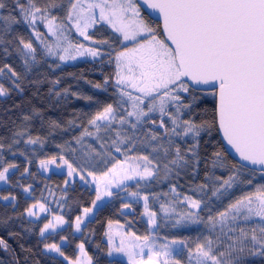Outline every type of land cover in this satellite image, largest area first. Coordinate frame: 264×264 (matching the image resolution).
Wrapping results in <instances>:
<instances>
[{"label":"snow or ice","instance_id":"obj_1","mask_svg":"<svg viewBox=\"0 0 264 264\" xmlns=\"http://www.w3.org/2000/svg\"><path fill=\"white\" fill-rule=\"evenodd\" d=\"M143 3L159 14L162 32L159 24L153 27L141 15L138 0H46L43 6L37 0H13L12 11L18 15H12L11 12L7 16L0 15V21L4 22V35L0 36V44L12 45L13 39L17 40L16 51L24 59L25 68L29 71V62H36V48L31 40L26 41L23 36L7 39L13 24L26 25L51 56L58 53L51 44L41 39L37 21L44 24L49 36H62L67 40L64 29L70 25L85 40L101 45V48H95L69 42L68 47L63 48L64 54L59 55L61 61L75 59V56L69 54V49L73 47L77 55L86 53L100 59L104 55V46L111 49L107 55L110 62L115 64L114 87L119 98L115 105L109 103L102 111H98L89 119L88 124L97 131L102 127L99 122H107L104 127L113 123L127 125L133 135L125 134L121 137L117 133L107 149L101 144L104 151L95 153L100 160L93 167L109 163L106 157H110L114 163L99 173L78 169L63 155L59 156V160L67 165L70 178L79 175L87 184V176H91L92 183L95 184L92 206L83 207L82 215L75 217L73 231L83 232L82 226H86V220L98 206L97 202L118 194L112 189H120L124 187L125 181L136 177L148 181L157 178L161 167L150 158V154L135 157L128 155L135 150V133L138 127L151 124L153 127L147 130L148 135L141 140L142 143L160 140L162 137L157 128L163 129V136L168 138L169 147L163 149L167 159L162 167L163 179L168 180L174 170L178 177L181 170H190L195 177L201 163L200 148L203 142L204 145L212 146L210 154L204 157L205 167L228 169L231 173L214 188L213 196L219 199L235 184L254 189L247 190L235 203H230L227 209L218 211L215 215H212V209L209 208L206 219L197 211H189L175 221V226L182 223L205 224L210 233H215V240L206 238V243H197L194 250L189 249V264L193 260L195 264H253L256 259L264 264V183H253L257 173L264 178V0H143ZM5 7L3 0H0V9ZM65 8L66 15L63 19L53 14L54 11H64ZM101 22L107 24L115 35L99 41L92 40L87 30ZM59 46L58 39L57 47ZM4 51L7 53V47ZM4 69L10 73L12 88L23 92L21 74L8 64L0 68V74H4ZM42 82L30 81L36 85ZM108 83L109 78H106L104 85ZM93 87L103 88L98 83L93 84ZM11 90L0 83V97L10 95ZM201 94H210L214 98L215 106L210 118L199 111L203 103ZM60 95L61 93H56L57 97ZM119 108H123V112L117 119ZM33 112L40 115L35 109ZM156 113L159 114L158 124ZM23 119L28 121L31 117L25 115ZM50 127L55 129L60 125L51 121ZM84 135L91 136L92 133L85 128L76 142L80 143ZM173 137L187 147L182 150ZM21 139L25 145L40 144L43 147L39 136L34 138L20 128L13 132L8 144L7 150L12 155L17 154L13 146L18 145ZM145 146L149 144L145 143ZM4 150L5 145L0 142V151ZM113 150L124 155L125 160H118L112 154ZM229 150L235 153L238 161L231 160ZM152 151L156 152L158 149L153 146ZM172 152L174 155H170ZM20 155L24 153L20 152ZM57 159V156L41 159L39 166L48 171V165L55 163ZM134 160L144 161L143 166L133 164ZM28 162L31 163L30 160ZM15 168V163H8L0 168V181L7 183V174L10 169ZM23 174H31L28 167L24 168ZM211 176V173H205L206 179ZM215 179L219 181L221 177L216 176ZM68 183L66 180L65 185ZM31 187L28 185L23 191L27 194ZM206 187V184L199 185L201 190ZM124 190L127 188L124 187ZM172 191L176 192L175 185L172 186ZM129 195L136 197L139 194L130 192ZM140 198L145 201L149 233L143 237L133 233H114L111 231L112 222L109 221V230L105 232L107 255L112 257L114 253H120L127 257L128 264H181L178 259L179 249L175 246L184 242L171 240L158 244L151 231L157 227L156 213L147 212V196ZM0 199L15 201L16 197L4 196ZM184 202H187L189 209L202 210V203L208 207L206 202L188 195L183 197L181 203ZM123 207L129 208L130 204L124 203ZM161 208L167 214L168 210L163 205ZM36 209L42 213L50 211L45 203L36 201L25 210V215L39 219ZM2 223L6 224L7 221ZM68 223L63 215H54L53 219L39 229L40 241H46L49 232H56L59 227ZM25 231L31 232V229ZM9 235L17 236L19 233L10 232ZM117 237L120 238L118 244ZM126 237H131V241L142 242L132 243ZM67 240L66 236H61L62 242ZM20 246L24 248L23 244ZM76 247L78 255L75 260H71L59 244L44 242V252L56 253L67 260L68 264H98L97 260L89 256L83 242ZM0 248L9 251V245L3 238H0ZM97 248L103 251L99 245ZM14 264H20L19 260H15Z\"/></svg>","mask_w":264,"mask_h":264},{"label":"trees","instance_id":"obj_2","mask_svg":"<svg viewBox=\"0 0 264 264\" xmlns=\"http://www.w3.org/2000/svg\"><path fill=\"white\" fill-rule=\"evenodd\" d=\"M37 2L43 6L46 0H37ZM3 3L6 7L0 9V15L7 16L10 12L12 15H18L17 12L12 11L13 0H3ZM53 14L63 19L66 15V8L64 11H54ZM141 15L152 23L153 27L158 25L152 22L142 11ZM3 29L4 22L0 21V36L4 35ZM89 34L92 40L96 41L107 39L110 35H115L111 32L108 25L104 23L97 24ZM17 36H23L26 41L31 40L33 47L36 48V62H30L31 70L26 69L25 71L24 91L21 93L20 105L13 125L11 139L13 132L23 128L32 137L39 136L43 141V147L40 144L25 145L23 139H21L18 145L13 146L17 154L12 155L8 151L7 156L0 163V168L6 166L8 163H15L17 165V168L11 169V173L8 175V182L4 187L0 188V197H16L15 201L11 199H0V238L5 239L9 245V251L7 252L0 248V264H14L15 260H19L20 264H37V261L39 264H67L68 261L62 256L55 257L44 252V242H55L60 245L62 242L61 236L68 238L67 242H64L61 248L64 254L71 260H75L78 255L77 244L83 242L89 256L97 260L98 264H126L122 261L107 257V245L104 242V234L106 227L109 225V221L117 225L122 224L123 221H129L132 223L135 233L138 236L143 237L147 235L149 229L140 216V206L130 205L136 212L137 217L135 220L121 217L119 210L125 203L121 198L126 193L124 189H121L115 192L118 193L117 195L111 197L109 201L96 210L93 218L86 222V226H82L83 232L74 234L72 224L75 221V217L82 215L83 207L92 206V201L95 199V191L89 184H85L79 175H74L70 178L68 176L67 165L59 160V156L63 155L74 167L99 173L106 170L107 167H111V163L114 162L110 160V157H106L105 159H108L110 161L109 163L99 164L97 167H93V164L100 160V157L96 156L95 153L104 151L101 148V144H104L107 149L117 133L121 137L125 134L133 135L130 129L117 127L115 123L107 127L102 126L99 131L93 129L88 124L89 119L98 111H102L103 107L109 103L115 105V101L119 98L114 87L115 64L110 62V57L107 55L111 49L107 46L103 47L102 51L104 55L102 59L99 58L91 62H78L75 65H62L59 60L50 59L46 56L34 42L26 25L13 24L10 26L7 39H13ZM73 40L76 41L75 43L83 44L84 46L101 48V45L93 44L91 40H79L74 36ZM17 46L18 41L14 39L12 45L0 44V68H3L4 64L9 65L19 55L16 51ZM114 46L119 47V45ZM5 47H7V53L4 51ZM106 78H109V83L104 85ZM37 80L43 82L39 85L30 83V81ZM53 81L58 82L53 84ZM97 83L101 84L103 88H94L93 84ZM37 87L39 88L38 93ZM49 89H52V91L49 92ZM65 90H67L66 94ZM57 92L61 93L59 97L56 96ZM201 96L203 103L199 111L210 118L215 106L214 98L210 94L206 96L201 94ZM84 97H91L92 99L87 100ZM33 109L37 110L40 115H35ZM25 115L31 117V119L25 121L23 119ZM51 121L58 122L60 127L55 129L51 128ZM69 121H72V123L69 124ZM157 122H159L158 118ZM152 127L151 124H144L138 127L135 133V150L129 154L131 156H138V154L143 153H145L144 155L150 154V158H153L154 162L158 163L161 167V171L156 179L143 184L137 183L136 185L143 196H152L149 205L152 212H155L156 215L160 216L158 206H154L153 203L155 199H158L163 204L168 201H173L174 203L180 200L176 199L173 195V185L176 186V192L174 194L179 195L180 198L188 195L193 199L207 203L208 207H205L202 203V210L198 211L205 219L209 215V208L212 209V215H215L216 212L224 210L233 199L246 193L247 190L253 189L250 186L235 184L233 188L229 189L219 199L213 196L214 188L219 186L223 179H227L231 173L228 169H212L210 166L205 167L204 157L210 154L212 146L210 144L204 145L203 142L200 148L201 163L195 177L191 175L190 170L188 172L181 170L178 177L174 170L168 180L163 179L162 167L167 162L163 149L169 147L167 143L168 138L163 136L164 130L157 129L162 137L160 140L145 141L149 146L146 147L145 143L141 142L148 135L147 130ZM85 128L92 135H84L80 143H77V138L81 137ZM26 138L24 137V139ZM173 140L180 144L182 150L187 147L183 142L175 138ZM153 146L158 151L153 152ZM20 152H23L24 155H20ZM113 153L114 150L112 151ZM170 155H174V152ZM26 156L27 159H25ZM52 156L58 157L53 164L62 165L65 168L63 171H50L45 173L40 168L39 161L41 159L51 158ZM29 160L31 163L28 162ZM25 167L29 168L31 174H23ZM230 167L231 165H229V169ZM206 172L212 174L210 179H206ZM216 176H220L221 180L217 181L215 179ZM259 178L260 175L257 173L253 183H264ZM66 180L69 181L67 185H65ZM201 184H206L207 187L201 190L199 188ZM28 185L32 187L30 192L26 194L23 188ZM127 190H134V188L127 187ZM47 196H52V200L57 206L56 209H51L50 212L37 220L25 215L27 208L36 201L45 203L44 200ZM57 214L63 215L69 223L60 231L47 235L46 241L41 242L39 229ZM3 221H7V223H2ZM28 228L31 229V232L25 231ZM10 232L19 233V235L10 236ZM154 234L166 240H180L184 242L186 245L185 250L181 257L178 258L181 264H189V249L194 250L197 243H206V238H208L205 231H199L196 228L172 231L169 227L165 228L160 225H158ZM21 244L24 245L23 249L20 246ZM98 245L103 251L97 248ZM24 249H28L29 251H25ZM253 264H261V261L256 259L253 261Z\"/></svg>","mask_w":264,"mask_h":264},{"label":"rangeland","instance_id":"obj_3","mask_svg":"<svg viewBox=\"0 0 264 264\" xmlns=\"http://www.w3.org/2000/svg\"><path fill=\"white\" fill-rule=\"evenodd\" d=\"M98 24H100V23H98ZM96 25L90 27L87 30L88 33L93 28H95ZM37 30L41 33V39H43V40L47 41V43L51 44L52 47L54 48V50L58 53V55H56V56L48 55L47 52H46L45 46L43 44H41L40 40H38L35 36H33L32 33H31V30H29L31 36L34 39V42L46 54V56H48V58L59 60L60 61V64H62V65H75L78 62H83V61L91 62V61H95V60H98L99 59V58H94V57H92V56H90V55H88L86 53L84 55H77L76 49L74 47L69 49V54L71 56H75V59L68 58V59H65L64 61H61L59 59V55H63L64 54L63 53V48L68 47V43L69 42H71L74 45L75 44H78V43H75L76 41L73 40V36L76 37L79 40H84L85 41L84 37L83 36H80L76 32V30L74 28H71L70 25L67 26L64 29V33L67 36V40H65L64 37H62V36L59 37V38L49 36L47 34V29L44 27V24L41 23V22H39V21H37ZM58 39H59V44H60L59 47H57ZM85 47H90V46H85ZM9 65L15 71H17L18 73L21 74V76L23 78L22 79V82H21V86L24 88V86H25V71H26L25 64H24V59L19 54V55L16 56L15 59H13V61ZM0 83H2L5 87L12 89L11 92H10V95L5 96V97H0V142H3L4 145H5V150L4 151H0V157H2V159L4 160L5 157L8 154L7 148H8V144L10 143V140H11V134H12V129H13V125H14L13 121H15V118H16V115H17V111H18V108H19V105H20V98H21V93L22 92L17 91L16 89L12 88V85H11V82H10V73L7 72V69L4 70V74H0ZM173 111H175V110L173 109ZM122 112H123V108H120L119 109V112L117 113V119L119 117V114L122 113ZM155 115L159 119V114L156 113ZM99 123H101L102 126L107 125V122H99ZM158 123L159 122H157V124ZM115 125H117V127L130 129L127 125L120 126L118 123H115ZM108 126H111V125H108ZM93 129H96V128H93ZM157 129H159V128H157ZM159 130H163V129H159ZM173 138L179 140L176 137H173ZM113 154L117 157L118 160H120V161H124L125 160V156L122 155L121 153H117V152L114 151ZM144 154L145 153L138 154V156L144 155ZM128 155H130V154L128 153ZM132 163L133 164H137L138 163L141 166H143L144 161L134 160V161H132ZM64 169L65 168L62 165L50 164V165H48V171H44L43 169L42 170L45 173H47V172H50V171L61 172ZM10 173H11V169H10L9 173L7 174V176ZM87 180H88V183L87 184H89V186L95 191V184L92 183L91 176H87ZM259 180L262 181V182L264 181L261 176H260ZM146 182H148V180H139V177H136L133 180H127V181H125L124 182V187H126V188L127 187H133L134 190H126V193L124 194V196H122V198H123L122 200L125 203H129L130 205H139L140 206V208H141V214H140V216L143 219L145 225L149 229V226H148V216L146 214V209H145V201L140 198L143 195L140 192L139 188L136 186L137 183L143 184V183H146ZM5 184H6L5 182L0 181V188L1 187H4ZM124 187H122L120 189L114 188V189H112V191L113 192H117V191H119L121 189H124ZM233 187H234V185H233ZM250 190H254V189H250ZM130 192H136L139 195L136 196V197H133V196H130L129 195ZM245 194L246 193L242 194L241 196H243ZM173 195H174V197L176 199H180V200L177 201V202H174V203H173V201H168V202H166L164 204L161 203L158 199H155L153 201L154 206L155 205L158 206V210H159V214H160V216L156 215V224H157V227H158V225L164 226L165 228H168L169 227L172 231H177V230H180V229H186V230H188V229H191V228H196L199 231H205L207 233L208 238H211V239L215 240V233H210L209 230H208V227L205 224H184V223H182L179 226H175V221L177 219H179L180 216H183L186 212H189V211H197L198 212L199 210H197V209H189L188 208V205H187V202L181 203V201L183 200V198H180L179 195L174 194V193H173ZM241 196L233 199L230 203H235V201L237 199H239ZM147 197H148V201H147V212H152V210L150 208V205H149V201L152 199V196H147ZM110 199H111V197L110 198L109 197H104L102 199V201H98L97 202V205L98 206L93 210V214H90V216L88 217V219L86 220V222L89 221L90 219H92L93 216H94V214H95V212H96V210L99 207L103 206L104 203H106ZM44 202H45L46 208L49 209L50 211H51V209H56V207H57L56 204H55V202H53V200H52V196H47L45 198ZM161 205H163L168 210L167 211V214H165V212L161 208ZM228 205L226 206L225 209H227ZM224 210H222V211H224ZM36 211H37V213L39 215V218L41 216L47 214L48 212H50V211H48V212H43L42 213V212L39 211V209H36ZM33 219H36L37 220V218H35V217H33ZM51 219H53V218H51ZM65 226L66 225H64L62 227H59L56 232L60 231ZM157 227H154L153 229H151V231L153 233V236H154V239L156 240V242L158 244H162V243H165L167 241H170V240H166V239L161 238V237L159 238V237H157L154 234V232L156 231V228ZM108 230H109V225L106 227V231H108ZM111 231L114 232V233L115 232H121V233H124V234H126V233H133L134 235H137L135 233V230L133 228L132 223L129 222V221H123L122 224H118V225L117 224H112ZM149 231H150V229H149ZM56 232H49L48 235L54 234ZM74 234H79V233H74ZM119 239H120L119 237L116 238V243L117 244L119 243ZM126 239H128V240L131 241V237H126ZM104 242L107 245V237L105 236V234H104ZM131 242L132 243H141L142 241H131ZM63 244H64V242H61L60 246H62ZM107 247H108V245H107ZM175 247H177L179 249V256H178V258H180L181 255L183 254L184 250H185V244L177 245ZM214 247H215V245H214ZM146 251L147 250H145V252ZM47 254L52 255V256H55V257L59 256L58 254L51 253V252H47ZM107 257L110 258V259L119 260V261H122V262L128 264L127 257L123 256L120 253H114L112 257H109L107 255ZM192 263L195 264V261L193 260ZM67 264H68V262H67Z\"/></svg>","mask_w":264,"mask_h":264},{"label":"water","instance_id":"obj_4","mask_svg":"<svg viewBox=\"0 0 264 264\" xmlns=\"http://www.w3.org/2000/svg\"><path fill=\"white\" fill-rule=\"evenodd\" d=\"M138 5L141 9V11L143 13L146 14V16L154 23H157L160 25V30L162 32V22L159 20V14L158 13H155L153 12L151 9H149L147 7L146 4L143 3V0H138ZM229 156L231 157V159L233 161H238L239 158L235 155V153L231 152V150H229ZM119 215L123 218H132V219H136V212L131 208H124V207H121L120 210H119Z\"/></svg>","mask_w":264,"mask_h":264}]
</instances>
